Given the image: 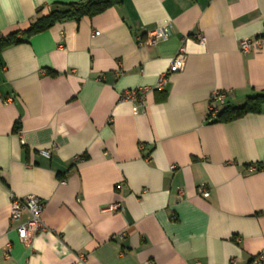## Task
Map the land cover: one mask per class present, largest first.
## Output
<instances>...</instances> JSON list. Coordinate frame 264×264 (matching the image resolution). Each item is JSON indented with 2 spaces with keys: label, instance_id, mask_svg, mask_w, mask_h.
<instances>
[{
  "label": "crops",
  "instance_id": "1",
  "mask_svg": "<svg viewBox=\"0 0 264 264\" xmlns=\"http://www.w3.org/2000/svg\"><path fill=\"white\" fill-rule=\"evenodd\" d=\"M83 1L0 0V35ZM157 27L164 41L140 43ZM180 45L183 70L155 91ZM0 62V264H264V112L207 121L214 92L236 107L264 90V0H121ZM10 195L44 203L26 244Z\"/></svg>",
  "mask_w": 264,
  "mask_h": 264
},
{
  "label": "built area",
  "instance_id": "2",
  "mask_svg": "<svg viewBox=\"0 0 264 264\" xmlns=\"http://www.w3.org/2000/svg\"><path fill=\"white\" fill-rule=\"evenodd\" d=\"M98 33H95L97 35ZM168 34L164 27H157L150 32L147 33L146 40L140 43L144 45H155L160 41H164L167 38ZM198 43L203 44L205 42V38L196 34L193 36ZM184 41V39H183ZM261 39L252 38V39H242L239 42V49L242 53H250L258 51L261 47ZM186 60V51L183 45H180L176 53L174 54L168 68L159 76L157 83L154 87L155 90L161 91L166 84L168 77L172 74L178 73L183 70ZM143 89H135L125 91L121 94V100H141L143 97ZM233 95L231 90L225 91H216L214 92L208 103L207 109V121H211L217 112L218 107L224 105L226 99ZM5 101H10L6 99ZM45 156H49V152H43ZM82 158L75 157L74 161H79ZM64 183V182H62ZM199 194L203 198H207L209 196V191L205 189L203 186L198 188ZM9 205H10V221H18L23 213L27 214V219L20 223V225L16 228L17 236L20 242L26 244L30 241V239L35 236L37 233L45 229V226L42 222V214L44 210V203L37 197L29 196L25 198H18L13 195L9 197ZM120 203H115L109 207L111 210H120ZM175 219V217H173ZM263 261L262 256H257L253 259L252 264H261ZM234 263V261H231ZM150 264V263H147Z\"/></svg>",
  "mask_w": 264,
  "mask_h": 264
},
{
  "label": "trees",
  "instance_id": "3",
  "mask_svg": "<svg viewBox=\"0 0 264 264\" xmlns=\"http://www.w3.org/2000/svg\"><path fill=\"white\" fill-rule=\"evenodd\" d=\"M121 0H86L80 3L61 4L55 3L44 12L37 10L35 20L22 31H15L7 35H0V53L5 48L26 42L31 36L49 30L54 25L65 20L78 21L83 17L91 18L103 13L110 7L119 5ZM2 64L0 62V72ZM53 75L54 73L51 72ZM157 91V90H155ZM162 96L161 100H163ZM264 112V90L254 96L247 97L242 105L232 106L225 102L218 107L211 123H225L238 119L246 114H258ZM18 123H15L13 131H18Z\"/></svg>",
  "mask_w": 264,
  "mask_h": 264
}]
</instances>
